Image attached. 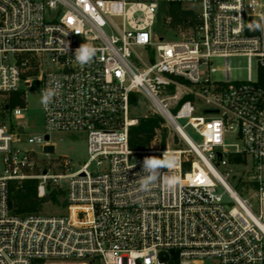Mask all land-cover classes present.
<instances>
[{
  "label": "built area",
  "instance_id": "built-area-1",
  "mask_svg": "<svg viewBox=\"0 0 264 264\" xmlns=\"http://www.w3.org/2000/svg\"><path fill=\"white\" fill-rule=\"evenodd\" d=\"M166 3L196 12L177 40L154 32ZM261 18L264 0H0V96L33 80L40 91L61 85L43 106L45 134L27 143L13 121L25 103L0 104V264H264V87L252 76L253 58L264 67V32L249 27ZM84 43L97 53L81 66ZM237 55L249 59L247 80H231ZM215 58L226 60L224 80L213 77ZM132 94L164 118L165 143L158 133L148 148L131 147ZM61 132L86 133L87 161L36 172L28 146L49 154ZM165 151L178 183L141 190L144 158ZM29 179L47 203L49 187L65 190L66 212L14 214L11 184Z\"/></svg>",
  "mask_w": 264,
  "mask_h": 264
},
{
  "label": "rangeland",
  "instance_id": "rangeland-1",
  "mask_svg": "<svg viewBox=\"0 0 264 264\" xmlns=\"http://www.w3.org/2000/svg\"><path fill=\"white\" fill-rule=\"evenodd\" d=\"M196 9H199L197 4L193 5ZM185 8L191 9L190 5H184ZM171 20L166 16L165 13H160L158 23L154 29V32L159 38L165 40H177L182 36L187 29L184 30L171 26ZM138 52L142 53V47L137 48ZM229 65L231 67V80L243 81L248 79V67L249 59L247 56L237 55L230 57ZM213 66L218 69L217 72L213 73V77L216 79H226L223 69L226 66V60L224 58H215L213 60ZM264 67H261L258 60L253 58L252 60V76L253 79H258V75ZM41 93L40 83L33 80L32 86L24 87L16 93H6L0 96V104L4 102H13L15 105H26L25 117L20 121H15L24 126L23 139L27 143V138L34 135L45 134L44 126V112L43 105L41 104ZM25 96V99H23ZM25 101V102H24ZM143 104L140 105L142 108L133 107L131 108V117H139L142 114H150L151 109L149 103L142 99ZM14 105V106H15ZM189 136L192 137L196 142H202V138L195 132L194 129H186ZM229 143L236 142L234 136H230L227 140ZM51 142L55 144V152L51 154H45L42 152L40 146H28L35 149L36 155L41 161L40 170L36 172H42L44 169H48L49 173H67L68 171H76L87 161V135L85 132H61L53 133L51 135ZM182 147H187L185 143ZM68 166H65V163ZM237 176L242 175L240 168H235ZM66 180L61 183L62 187H66ZM43 213L45 215H58L64 213L61 206L54 203H47L44 205Z\"/></svg>",
  "mask_w": 264,
  "mask_h": 264
},
{
  "label": "trees",
  "instance_id": "trees-1",
  "mask_svg": "<svg viewBox=\"0 0 264 264\" xmlns=\"http://www.w3.org/2000/svg\"><path fill=\"white\" fill-rule=\"evenodd\" d=\"M160 13H165L170 18L171 26L181 30L185 28L188 31L195 23L196 12L185 8L180 3L163 4ZM259 83L264 87V69L260 71ZM131 103L133 107H139L143 104V101L139 95L132 94ZM9 105L12 107L15 104L10 102ZM168 131L165 120L161 115L142 114L139 116L138 124L130 128V145L133 148H148L158 133L161 134L163 143H165ZM231 160L239 163L246 162V158L242 155L231 157ZM38 184L39 181L37 179H29L22 184L15 182L11 184L10 205L14 214L21 217L45 214L43 213V208L47 204V199L39 197ZM49 190L51 203L61 206L64 212H66L65 190L54 187H49ZM38 263H42V261H37L36 264Z\"/></svg>",
  "mask_w": 264,
  "mask_h": 264
},
{
  "label": "clouds",
  "instance_id": "clouds-1",
  "mask_svg": "<svg viewBox=\"0 0 264 264\" xmlns=\"http://www.w3.org/2000/svg\"><path fill=\"white\" fill-rule=\"evenodd\" d=\"M253 30L264 32V18H261L259 22H252L249 25ZM97 53V48L89 43L82 44L75 50V61L81 65L90 64ZM61 85L56 81L52 86L42 90L41 93V104L47 108L52 103L54 96L56 95ZM178 164V160L174 153L165 151L162 157L148 156L143 160L142 174L138 179L141 190L147 191L153 185L158 182H163L166 187H174L178 180L175 176L170 174V170H174ZM162 169H167V173H162Z\"/></svg>",
  "mask_w": 264,
  "mask_h": 264
},
{
  "label": "water",
  "instance_id": "water-1",
  "mask_svg": "<svg viewBox=\"0 0 264 264\" xmlns=\"http://www.w3.org/2000/svg\"><path fill=\"white\" fill-rule=\"evenodd\" d=\"M21 130H22V128H21ZM49 138H50V136L47 135L46 136V139L49 140ZM45 152H47L49 154L54 153L55 152V145H53V144H47L45 146ZM219 155H221V153ZM47 199H49V198H47Z\"/></svg>",
  "mask_w": 264,
  "mask_h": 264
}]
</instances>
